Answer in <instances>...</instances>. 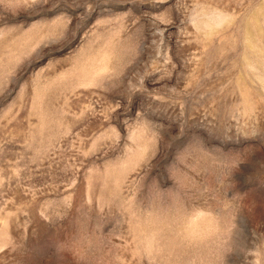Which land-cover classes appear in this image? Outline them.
Returning a JSON list of instances; mask_svg holds the SVG:
<instances>
[{
  "label": "rangeland",
  "instance_id": "374dc122",
  "mask_svg": "<svg viewBox=\"0 0 264 264\" xmlns=\"http://www.w3.org/2000/svg\"><path fill=\"white\" fill-rule=\"evenodd\" d=\"M0 264H264V0H0Z\"/></svg>",
  "mask_w": 264,
  "mask_h": 264
}]
</instances>
